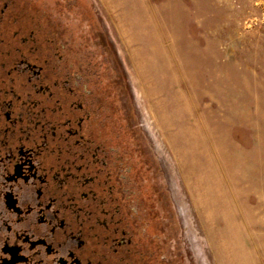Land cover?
Here are the masks:
<instances>
[{"label":"rangeland","instance_id":"1","mask_svg":"<svg viewBox=\"0 0 264 264\" xmlns=\"http://www.w3.org/2000/svg\"><path fill=\"white\" fill-rule=\"evenodd\" d=\"M13 2L132 152L158 263L264 264V0Z\"/></svg>","mask_w":264,"mask_h":264},{"label":"flooded vegetation","instance_id":"2","mask_svg":"<svg viewBox=\"0 0 264 264\" xmlns=\"http://www.w3.org/2000/svg\"><path fill=\"white\" fill-rule=\"evenodd\" d=\"M13 8L0 0V264H159L157 205L109 111L83 74L47 68Z\"/></svg>","mask_w":264,"mask_h":264}]
</instances>
